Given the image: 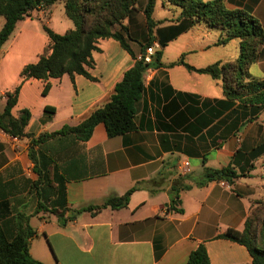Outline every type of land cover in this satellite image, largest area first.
I'll use <instances>...</instances> for the list:
<instances>
[{"label":"crops","instance_id":"obj_1","mask_svg":"<svg viewBox=\"0 0 264 264\" xmlns=\"http://www.w3.org/2000/svg\"><path fill=\"white\" fill-rule=\"evenodd\" d=\"M223 3L229 9L251 10L264 29V0ZM147 4L148 0H137L125 25L138 57L146 51L140 43L154 36L156 51H163L164 66L145 72L144 92L136 105L137 128L109 136L105 124L99 123L88 140L74 134L47 138L32 148L34 159L28 138L0 128V215L11 230L23 215L29 217L37 231L31 240V255L46 264H187L202 242L211 264H252L244 245L217 235L228 228L243 230L259 198L255 179L261 161L250 153L264 141V110L254 118L251 106L225 95L222 79L190 70L185 64L167 66L181 57L197 68L226 63L239 56L240 47L233 56L230 41L217 44L222 32L214 33L217 29L205 22L171 37L180 23L181 9L163 0H157L155 25L150 29ZM47 12L39 10L37 18ZM32 16L18 22L0 49L5 53L0 61V111L6 105V92L21 82L23 67L37 62L50 42L33 61L10 66L14 60L19 62L16 44ZM48 19L47 25L50 14ZM4 23L5 18L0 30ZM165 40L168 43L162 47ZM98 47L93 54L95 66L90 69L95 80L64 74L50 80L47 94H43L45 83L40 79L23 83L13 113L31 110L27 132L38 136L66 123L77 124L106 102L135 58L114 38L100 39ZM7 68L13 69L9 79ZM250 72L264 78V42ZM47 106L55 112L47 113ZM185 158L192 164L188 175L180 166ZM235 162L242 168L254 163L256 168L250 167L249 176L233 183L197 184L205 166L221 168ZM174 185L179 189L191 186L180 190L178 207L184 208L183 213L168 209ZM133 187L137 189L123 208H90Z\"/></svg>","mask_w":264,"mask_h":264},{"label":"trees","instance_id":"obj_2","mask_svg":"<svg viewBox=\"0 0 264 264\" xmlns=\"http://www.w3.org/2000/svg\"><path fill=\"white\" fill-rule=\"evenodd\" d=\"M59 2L64 3L65 14L75 26L61 34L47 23L43 24L50 42L37 62L23 67L21 82L6 92V105L0 111V128L13 136L28 138L33 159L32 148L45 139L74 134L81 140H88L99 123L105 124L109 136L135 130L136 105L144 92L145 72L150 67L164 66L162 49L157 50L148 62L144 56L146 51L138 57L131 46L134 39L125 25V20L136 8L137 0H0V16L5 18L0 30V49L10 39L18 22L31 16V12L35 10H44ZM156 3L157 0H148L145 9L150 29L155 25L153 13ZM163 3L181 9L180 23L171 37L189 30L197 23L205 22L210 27L221 30L222 37L217 44H226L232 39L240 40V54L233 61H217L204 68H197L181 57L167 66L185 64L190 70L222 79L225 95L233 102L240 101L245 106H251L252 115L258 119L264 110V78L252 76L250 69L258 58L260 45L264 42V29L252 11L229 9L223 0H163ZM117 27L119 28L116 29ZM102 38L116 39L135 58L133 66L125 71L106 102L94 107L77 124L66 123L56 131L38 136L27 132L31 110L24 108L18 115L13 113L23 83L31 78L40 79L45 83L43 94H47L51 88L50 80L64 74H69L73 79L75 75L82 74L95 80L90 69L95 66L93 54L100 49L98 42ZM168 40L162 41L161 46L165 47ZM153 42L154 36L151 34L146 43H140L141 49H147ZM45 111L53 113L55 108L47 106ZM238 154L240 151L235 156ZM250 157L260 159L261 167H264V141L253 148ZM250 167L256 168L254 163ZM250 167H239L236 162L221 168L205 166L203 177L197 184L204 186L213 180L233 183L238 178L249 176L248 170L252 169ZM190 187L185 185L179 189L173 186L169 210L184 212L183 207H178L181 203L180 190ZM136 189L137 187H133L122 196H110L102 204L90 208H123L128 205L130 196ZM29 220V217L23 215L21 223L15 230H11L0 215V264H46L31 255L30 244L37 231L30 225ZM217 238L230 239L244 245L252 256V264H264V200L255 199L243 230L228 228L219 233ZM187 264H211L204 242L191 252Z\"/></svg>","mask_w":264,"mask_h":264},{"label":"rangeland","instance_id":"obj_3","mask_svg":"<svg viewBox=\"0 0 264 264\" xmlns=\"http://www.w3.org/2000/svg\"><path fill=\"white\" fill-rule=\"evenodd\" d=\"M46 10H48L47 14H45V16L40 19L37 18V15H39V10L31 12V15H34V17L32 16L34 19L31 23L26 25L25 32L22 33V36L19 38L18 43L16 44L18 52L17 55L18 57H20L18 59L19 62L14 60L10 64L11 67H14L22 62L33 61L35 59V55L39 51L41 52V49L43 48L44 44H46L50 40L48 33L46 32L43 26L44 23H47L49 14L51 15V19L48 23V26L58 33L63 34L66 29L75 26V23L65 14L64 3H56L48 7ZM2 21H4V17L0 16V26ZM214 31V33L216 34L221 33V31L218 29ZM27 36L28 39H26ZM237 47H240L238 39H234L229 42L228 49L231 50L233 56L235 55V51L238 49ZM4 56L5 53L0 52V61L4 58ZM12 70L13 69H9L10 72L8 73L7 71H5L7 79H9ZM252 70L253 72L255 71L254 68ZM255 183V187L259 189V198L256 199L264 200V167H261L258 170Z\"/></svg>","mask_w":264,"mask_h":264},{"label":"built area","instance_id":"obj_4","mask_svg":"<svg viewBox=\"0 0 264 264\" xmlns=\"http://www.w3.org/2000/svg\"><path fill=\"white\" fill-rule=\"evenodd\" d=\"M155 48L156 47H155L154 44L152 46H150V47H147L146 54L144 55L146 61L150 62L152 60V56L156 52V49ZM180 166H181L182 172L185 175H188V174L191 173V171H192V164H191V160L190 159H188V158L183 159L181 161V163H180Z\"/></svg>","mask_w":264,"mask_h":264}]
</instances>
